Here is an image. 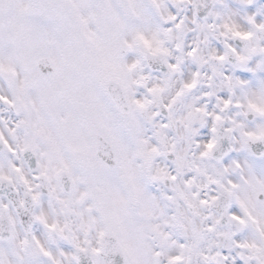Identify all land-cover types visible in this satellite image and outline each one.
<instances>
[{"label":"snow or ice","instance_id":"1","mask_svg":"<svg viewBox=\"0 0 264 264\" xmlns=\"http://www.w3.org/2000/svg\"><path fill=\"white\" fill-rule=\"evenodd\" d=\"M0 264H264V0H0Z\"/></svg>","mask_w":264,"mask_h":264}]
</instances>
